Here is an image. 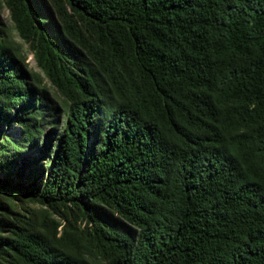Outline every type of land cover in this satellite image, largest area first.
I'll list each match as a JSON object with an SVG mask.
<instances>
[{
    "label": "trees",
    "instance_id": "16d2710c",
    "mask_svg": "<svg viewBox=\"0 0 264 264\" xmlns=\"http://www.w3.org/2000/svg\"><path fill=\"white\" fill-rule=\"evenodd\" d=\"M49 1L6 0L58 95L0 38V188L65 223L0 213L1 264H264V0Z\"/></svg>",
    "mask_w": 264,
    "mask_h": 264
},
{
    "label": "rangeland",
    "instance_id": "374dc122",
    "mask_svg": "<svg viewBox=\"0 0 264 264\" xmlns=\"http://www.w3.org/2000/svg\"><path fill=\"white\" fill-rule=\"evenodd\" d=\"M37 1L41 5L40 6L41 13H44L46 16L51 15V18L52 17L54 18V15H57L55 7H53L55 5L51 1L48 0L46 6L43 5L41 0H37ZM49 25H52V23ZM49 27L51 28V26ZM0 38L6 41L12 47L13 51L16 52L17 56L21 60L22 65L25 67L26 71L34 72L37 75L38 80L40 81L39 83L41 85H46V87H48L53 94L58 95V93L55 90V87L52 85L47 75L37 64L34 51L30 42L25 40L19 34L15 21L11 16V10L6 0H0ZM4 127H5L4 130L5 133H11L16 137H19L20 126H18L16 123L12 122L10 125L4 124ZM23 156L31 157L32 154L29 151H27L23 154ZM0 199L5 201L8 204V207H10L9 211H5L0 207L1 215H7L11 219H13L14 216L13 212H17L18 214H20L21 216L20 218L22 221H28V220L33 221V217H35L37 214H40L42 212H49L52 217H55L57 221H59V224L57 225L56 234L59 235L61 233L62 225L63 223H65V220L59 214H57V212H55L54 209L50 208L48 205L43 204L37 201L36 199H31L26 194L20 192H16L15 195L11 196V194L7 190L2 188H0ZM71 219L77 225L81 227L84 226V221L81 220L80 218L77 219L71 218ZM50 226L51 225L48 224V226L46 227L48 228V230H51L52 232L53 231L52 226L51 227ZM10 227L11 226L4 224V228L0 230V234L9 235ZM96 260L98 261L97 262L98 264H103L102 259L99 258ZM1 261L6 262L4 259H0V264Z\"/></svg>",
    "mask_w": 264,
    "mask_h": 264
}]
</instances>
